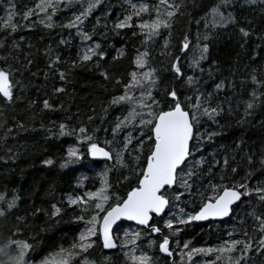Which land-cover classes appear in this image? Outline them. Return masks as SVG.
I'll use <instances>...</instances> for the list:
<instances>
[{"label": "snow or ice", "instance_id": "snow-or-ice-1", "mask_svg": "<svg viewBox=\"0 0 264 264\" xmlns=\"http://www.w3.org/2000/svg\"><path fill=\"white\" fill-rule=\"evenodd\" d=\"M61 2L62 0H34L22 13H18L15 5L9 3L5 9L6 15L0 18V30L11 38L18 29L34 27L37 23L45 29H51L55 26L53 16L58 12ZM71 2L72 0H63L66 8ZM99 2L100 0H89L87 6L78 14L74 13L64 27L75 28L82 41H89V33L82 32L80 28L90 9ZM237 2L238 0H231L234 10ZM246 2L252 11L239 17L234 11L225 13L230 0H217L205 13L203 42L197 43L195 58L190 62L193 74L185 75L186 69L182 67L178 56L165 61L166 65H170L173 80L183 81L181 87L189 93L183 98L175 84L170 88L166 85L159 97L154 96V89L158 87V73L156 68L151 66L153 54L147 47L149 41L163 36L161 56L173 55L169 51L172 47L170 36L163 34L165 31L170 32L176 17L182 15L183 2L154 0V3L149 4L147 0H139L129 3L126 13L122 18L118 17L112 26L113 31L134 29L133 36L142 38L141 47L131 56L132 70L127 72V83H123L120 76L112 80L108 70L101 68L100 63H97L100 77L123 87V91L112 96L103 108L106 112L112 105H120L122 108L127 106V111L117 116L111 127L113 138L122 133V143L118 148H112L114 139H105L103 143L109 145V150L101 147L100 141L97 140V130H89L87 127L93 121V116L85 115L84 120L80 121L79 109L76 113L78 127L70 129L63 120L58 124L50 121L56 131L49 130L48 133L49 136L75 138V143L67 146L64 156L60 159V168L70 164L87 166L83 163L86 158L104 157L110 161L113 154L117 165L124 169L131 166L132 178L128 175L123 177V180L129 181L127 191L123 194L112 191L109 176L111 169L105 167L96 173L99 185L94 190L66 194L59 204L51 203L50 208L44 210V215L57 222L66 209H78L81 214H73L71 219L73 224L79 227V231L74 233L66 246L64 241L67 238H61V243L53 246V249L43 256H39V252H35V246L29 243V238L24 237L26 220L40 213L41 209L37 207L32 212L25 210L24 215H16L13 218L12 214L18 210L21 197L15 189L11 194L0 192V222L8 225L6 236L0 227V264H97L90 256L99 246L104 249L119 247L125 264H185V258L188 262L196 258V264H256L257 259L259 264H264V180L251 183L245 178L244 182L240 183L228 173L229 156L234 151H239L240 155L249 161L254 158V153L248 151L245 142L237 139L234 149L230 148L226 152L222 162L217 160L216 154L213 153L212 163L207 171L201 168L203 159L189 164L187 170L184 168L190 155V147L193 146V138L197 141L201 138L210 140L218 135L215 132L204 134L198 130V123L202 118L216 123L226 107L229 113L239 109V122L243 123L249 117L254 119L257 109L264 110V59L257 52L259 46L247 48V41L254 34L258 35L261 45H264V0ZM256 8H259L258 12ZM33 16L36 17L35 21L31 20ZM17 17L19 23L14 22ZM210 29H231L229 38H234L236 47L230 64L232 70L228 75L222 74L217 60H211L208 76L211 78L213 73H217L221 78L214 80L212 89L205 94L206 84L201 86L200 83L204 76L200 61L207 62L211 57L212 43L208 34ZM24 40V36H20L19 40H12L7 45L8 52L0 56V103L21 101V90L25 87L23 76L27 74L28 78L32 79L40 73L39 69L32 71L33 61L28 58L30 53L23 51L24 47L31 48L32 45H23ZM3 43L0 39V44ZM59 43L65 44L66 41L61 39ZM178 46L180 52L189 47L187 35L179 41ZM99 47L98 44L91 43L90 47L79 50L75 59L66 61L68 68L60 66L59 57L52 53L51 47L42 50L47 60L43 68L44 82L47 83L50 74L54 81L50 96L39 101L42 110H67L63 103L54 104L52 97L67 94L66 85L70 81L72 69L90 65L94 58L101 61L105 59V52L99 51ZM21 52L23 56L20 55ZM117 53L119 57L124 56L120 49H117ZM116 59L117 56H114L113 60ZM198 68L199 76L195 73ZM17 74H20L21 79L17 80ZM237 79L240 92H236ZM57 80L59 83H55ZM37 91L39 92V89ZM225 91L227 95L220 99V95ZM234 96L239 97L237 109H234L231 103ZM37 103V99L33 98L29 100L28 107L31 109ZM91 111L94 113L95 109ZM257 123L264 128V118ZM83 145H86V152L82 151ZM241 149L243 151H240ZM125 155L130 157L128 163H125ZM259 155L261 165L264 166V141H261ZM40 164L47 167L53 165L54 161L46 158L41 160ZM216 169L219 171H215ZM237 171L236 166L231 167V174ZM247 175L249 174L246 173L245 176ZM204 179H207L208 183H204ZM84 180L85 177L81 175L77 179V185L84 187ZM176 185L184 189L191 200L199 199V204L192 211L185 213L184 209L179 207L177 202L181 200L182 194L175 189ZM243 197H248L250 201L246 205L247 213L232 215L235 204ZM253 197L255 202H251ZM169 206L177 208L178 214L169 213L164 217L162 214ZM153 214L157 218L156 223L152 222ZM229 215H232L234 226L226 234L227 239L199 247H192L188 240L183 244L176 242V236L181 231L180 226H186L191 221ZM237 215L239 220L236 219ZM122 217L144 226L152 234H157L158 243L148 239L147 245L141 248L137 242L141 235L146 233L125 230L119 238L120 244L117 245L110 230ZM160 219L163 220L162 226ZM233 235L236 238H232ZM175 248L180 251L174 252L172 249ZM177 255L180 257L179 262L175 258ZM104 261L106 264L108 257H105Z\"/></svg>", "mask_w": 264, "mask_h": 264}, {"label": "trees", "instance_id": "trees-1", "mask_svg": "<svg viewBox=\"0 0 264 264\" xmlns=\"http://www.w3.org/2000/svg\"><path fill=\"white\" fill-rule=\"evenodd\" d=\"M88 2L89 0H72L66 8L62 0L58 12L53 16L55 26L51 29H45L37 23L34 27L18 29L17 33L11 38L3 30H0V39L4 41L3 44H0V56L8 52L7 45L12 40H19L20 36H24L23 45L29 43L32 45L31 48H23V51L30 53L28 58L33 61L32 71L40 70L35 78L29 79L27 74L23 76L25 87L21 90V101L0 103V192L11 194L15 189L20 195L19 208L12 214L13 218L16 215H24L25 210L32 212L37 207L41 209L40 213L30 216L26 220L24 230V237L29 238V243L35 246V252H39V256L51 251L53 246L59 245L61 238H67L64 241L66 246L74 233L79 231V227L73 224L71 218L73 214L80 215V211L75 208L66 209L57 222L46 218L44 215V210L49 209L51 203L57 202L59 204L66 194H78L89 189L94 190L99 185L96 173L102 171L105 167L111 169L109 176L113 192L120 194L126 192L129 181L123 180V177L128 175L130 179L132 178L131 166L124 169L117 165L114 154L110 161L107 159L86 158L83 163L87 166L70 164L65 168H60V159L64 156L67 146L75 143V138L49 136L48 134L49 130L56 131L50 121L58 124L63 120L70 129L78 127L76 113L79 109L81 113L80 121L84 120L85 115L93 116V121L87 127L89 130L92 128L97 130V140L100 141V146L104 147L105 150H109V145L103 143L105 139H114L111 145L112 148H118L123 141L122 133L113 138L111 127L117 116L127 111V106L122 108L120 105H112L109 106L106 112L103 111V108L112 96L123 91L122 85H114L112 80L116 76H120L123 83H127V72L132 70L130 59L136 49L141 47L142 38L133 36L134 29L113 31L112 26L118 17L122 18L126 13L130 2H139V0H100L94 8L90 9L88 16L84 18L80 30L89 33V41H82L75 28H67L64 25L72 18L74 13L81 12ZM147 2L152 4L154 0H147ZM176 2H183L182 15L176 17L171 31H165L163 34L164 36H170L172 47L169 51L173 55L171 57L161 56L160 49L163 47V36L156 37L155 41H149L147 45L153 54L151 66L156 68L158 73V87L154 89V96L156 97L161 95L166 85L170 88L173 84L180 90L182 98L189 95L181 87L183 81L173 80L170 65H166L165 61L178 56L182 67L186 69L185 75L193 74L194 70L190 67V62L195 58L197 43L203 42L204 16L217 0H176ZM9 3L15 5L18 13H22L25 8L34 3V0H0V18L6 15L5 9L8 8ZM233 11L239 17L251 12L252 9L246 0H238L234 10L230 0L225 13ZM258 11L259 8H256V12ZM35 19V16L31 17L32 21H35ZM14 22L19 23V18H14ZM225 27L227 28V26ZM230 31L231 29L228 31L224 29L209 30L208 34L212 43L211 57L207 62L200 61V68L204 69L203 80L200 83L201 86L206 84L204 87L205 94L212 89L213 81L221 78V75L217 73H213L211 78L207 74L212 59L219 62L223 75H228L232 70L230 64L236 42L234 38H229ZM257 32H259V28ZM185 35L189 38V47L184 52H180L179 41ZM61 39H64L66 43L60 44ZM90 42L100 46L99 51L105 52V59L101 61L99 58H94L90 65L72 69L70 81L66 85L67 94H58L52 97V102L54 104L63 103L66 106V111L42 110L39 101L46 96H50L54 82L51 74L47 83L44 82L43 68L47 60L42 50L51 47L52 53L59 57L60 66L68 68L69 64L66 61L70 62L75 59L79 50L91 46ZM254 46H259L257 52L264 59V45H261V40L256 34L247 41L248 49ZM117 49L124 52L123 57L118 56ZM141 50L143 49L141 48ZM20 55L23 56V52ZM114 56H117L116 60H113ZM9 62L11 63V60ZM97 63H100L101 68L108 70L112 80L105 81L100 77V68H97ZM252 66L254 67L255 64ZM195 73L198 76L200 75L199 68L195 70ZM16 78L17 80L21 79L20 74H17ZM55 83H59V81L57 80ZM37 89H39V92ZM236 92H240L239 79L236 80ZM224 95H227L226 91L219 98L223 99ZM33 98H36L38 103L30 109L28 102ZM238 98L234 96L231 102L234 109H237ZM192 102L195 103V100ZM93 108L95 109L94 113L91 111ZM238 113L239 109L229 113L225 107L223 113L218 116L216 123L207 120V118H202L199 121L198 130H201L204 134L215 132L218 135L213 136L210 140L201 138L197 141L193 138V146L190 147V155L184 165L185 170H187L189 164H194L197 159H203L204 163L201 168L207 171L208 166L212 163L213 153L216 154V159L222 162L226 152L230 148L234 149V142L241 139L245 142L248 151L254 153V158L249 161L246 157H242L239 151H234L229 156V175L234 176L240 183H243L245 178L251 183L264 180V166L261 165L259 155L261 141H264V128L257 123V121L264 118V110L257 109L254 113L255 118L249 117L243 123L239 122L240 115ZM81 147L82 151L86 152V145ZM240 151H243V149ZM46 158L53 159L54 164L47 167L42 166L40 161ZM129 160L130 157L125 155V163H128ZM232 166L237 167V173L231 174ZM215 171L219 170L216 169ZM246 173L249 174L247 177L245 176ZM81 175L85 177L84 187L82 188L76 183ZM203 182L208 183V180L204 179ZM176 188L182 194L181 200L177 202L179 207L183 208L185 213L192 211L199 204V199L191 200L184 189L180 188L179 185H176ZM174 194L173 192L172 195ZM249 202L248 197H243L240 202L235 204L232 215L247 213L248 208L246 205ZM251 202H255L254 197ZM169 213L176 215L178 209L169 206L162 215L167 217ZM232 215L227 216L224 220L191 221L186 226H180L181 231L176 236V242L183 244L185 240H188L191 242L192 247L217 244L227 239L226 234L233 229ZM236 219H240L239 215L236 216ZM152 222H157L154 214ZM159 223L162 226L163 220L160 219ZM0 227L3 229V235L6 236L8 225L0 222ZM125 230L129 232L139 230L146 233V235L142 234L137 242L141 248L147 245L148 239L156 240L158 243L157 234H152L144 226H137L123 221L117 223L112 230L117 245L120 244L119 238L123 236ZM164 231L167 232V230ZM232 238H236V236L233 235ZM159 255L163 256L164 254ZM39 256L36 258L38 259ZM105 257H108L106 264H125V258L119 247L105 250L102 246H99L95 248L90 256V258L97 261V264H105ZM175 258L179 262L180 257L176 256ZM185 264H196V258H193L192 262L185 259ZM256 264H259L258 259Z\"/></svg>", "mask_w": 264, "mask_h": 264}, {"label": "water", "instance_id": "water-1", "mask_svg": "<svg viewBox=\"0 0 264 264\" xmlns=\"http://www.w3.org/2000/svg\"><path fill=\"white\" fill-rule=\"evenodd\" d=\"M91 159H96V160H102V159H106V158H104V157H97V158H91ZM155 215V214H154ZM221 218H223V217H220V218H208V219H212V220H220ZM207 220V219H206ZM122 221H125V222H130V223H133V224H135V225H138V224H136L134 221H130V220H127L126 218H120L119 220H117L114 224H113V226H112V229L110 230L111 231V235H112V230L114 229V227L117 225V223H119V222H122ZM201 221H205V220H201ZM199 222V221H198ZM141 226V225H140ZM113 236V235H112ZM103 248V247H102ZM104 249V248H103ZM105 250H109V249H105Z\"/></svg>", "mask_w": 264, "mask_h": 264}, {"label": "rangeland", "instance_id": "rangeland-1", "mask_svg": "<svg viewBox=\"0 0 264 264\" xmlns=\"http://www.w3.org/2000/svg\"><path fill=\"white\" fill-rule=\"evenodd\" d=\"M176 187V186H175ZM176 190L178 191V188H176ZM227 217V216H226ZM226 217H223V218H221L220 220H224ZM199 222H203V221H199ZM180 251V249L179 248H177V251H176V253H178ZM177 257H178V255H177ZM185 259H187V258H185Z\"/></svg>", "mask_w": 264, "mask_h": 264}, {"label": "flooded vegetation", "instance_id": "flooded-vegetation-1", "mask_svg": "<svg viewBox=\"0 0 264 264\" xmlns=\"http://www.w3.org/2000/svg\"><path fill=\"white\" fill-rule=\"evenodd\" d=\"M175 187V186H174ZM174 251H177V248H175V250Z\"/></svg>", "mask_w": 264, "mask_h": 264}, {"label": "bare ground", "instance_id": "bare-ground-1", "mask_svg": "<svg viewBox=\"0 0 264 264\" xmlns=\"http://www.w3.org/2000/svg\"><path fill=\"white\" fill-rule=\"evenodd\" d=\"M137 226H140V225H137Z\"/></svg>", "mask_w": 264, "mask_h": 264}]
</instances>
